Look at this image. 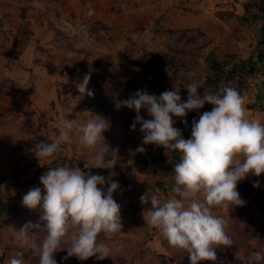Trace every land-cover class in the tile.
<instances>
[{
  "label": "rangeland",
  "instance_id": "374dc122",
  "mask_svg": "<svg viewBox=\"0 0 264 264\" xmlns=\"http://www.w3.org/2000/svg\"><path fill=\"white\" fill-rule=\"evenodd\" d=\"M171 51L178 73L169 91L179 86L186 102L184 85L192 82L199 84L201 94L235 88L246 98L249 119L264 123V0H0V178L6 177L0 182V198L6 203L0 221V264H9L20 252L24 264H40L39 249L35 252L16 239L17 231L29 221L37 222L42 214L40 208L24 206L22 199L34 187H40L43 194L39 178L46 171L37 170L69 166L74 161L90 174L118 181L120 187L113 198L121 205V232L111 239L101 233L97 239L120 250L103 260L64 259L71 245L65 237L53 253L57 264H152L153 256L160 253L166 264H177L171 262L168 247L185 259L184 249L172 247L161 231L148 226L144 217L150 205L140 203V196L149 189L162 200L175 195L171 169L175 159L180 162V152L142 145L140 124L131 130L117 117L99 113L93 101L96 93L117 83L125 56ZM213 61L223 65L221 70H214ZM86 73L91 74L88 89L93 95L79 99L77 84ZM135 92L128 91L119 102ZM119 102L114 104L116 110L134 120L135 110L118 107ZM253 104L258 108H252ZM207 105L189 116L190 124L181 130L185 139L191 137L193 119L212 110ZM145 113L141 109L140 115L149 119ZM61 116L77 126L96 116L106 118L110 127L103 135L110 149L118 150L113 154L117 155L116 165L91 168L92 156L102 143L84 148L75 128L70 143L61 144L54 157L39 161L34 155L36 145L57 138ZM179 118L173 117L175 121ZM140 146L144 152L136 151ZM142 153L153 154L156 166L163 168L151 170ZM31 179L32 183L20 185ZM256 182L259 187L253 186ZM107 186L102 187L106 190ZM237 190L245 201L243 206L212 208L213 215L227 220L233 245L217 247L215 261L198 264H249L254 253L264 254V173L248 174L238 182ZM28 233L38 243L44 237L31 228Z\"/></svg>",
  "mask_w": 264,
  "mask_h": 264
},
{
  "label": "clouds",
  "instance_id": "9594fccd",
  "mask_svg": "<svg viewBox=\"0 0 264 264\" xmlns=\"http://www.w3.org/2000/svg\"><path fill=\"white\" fill-rule=\"evenodd\" d=\"M90 79L91 74L86 73L77 84L79 99L93 95L88 89ZM184 87L188 92L186 102L176 86L174 91L166 90L159 96L137 90L120 101L118 107L135 110L130 129L135 130L137 123L141 125L142 145L156 144L180 152L171 190L175 195L162 200L149 189L140 196V203L150 205L144 217L148 226L161 231L172 247L184 249L190 264H198L202 260L215 261L217 247L233 245L226 231L227 220L213 215L212 208L243 206L245 201L237 190L238 182L250 173L255 176L264 173V123L249 119L246 98L235 88L221 87L215 94H201L197 82ZM206 103L213 106L212 110L198 114V120L193 119L191 137L185 139L181 129L174 127L173 117H186ZM141 109L151 119H144ZM96 117L77 126L61 116L59 135L52 142L41 141L36 145L35 157L39 161L54 157L61 144L71 142L70 133L75 128L84 148L93 149L102 143L92 156L91 168H113L118 160L113 154L118 150L110 149L103 135L110 124L106 118ZM182 122L187 125L186 119ZM136 151L144 152L145 148L140 146ZM107 156L111 159H106ZM84 167L88 169L89 162ZM39 179L43 194L40 187H34L23 196L22 204L29 209L40 208L42 214L37 222L29 221L17 231L16 239L35 252L39 249L40 264H57L53 253L65 237L71 245L66 248L64 259L75 256L79 260L90 257L103 260L120 250L97 239L101 233L111 239L121 232V205L113 198L120 187L118 181L90 174L75 166V161L73 165L48 168ZM106 183L105 190L102 186ZM253 186L259 187V183ZM29 228L44 233L42 241L32 239ZM253 258L264 259L258 253ZM9 264H24L23 252L11 257Z\"/></svg>",
  "mask_w": 264,
  "mask_h": 264
},
{
  "label": "trees",
  "instance_id": "16d2710c",
  "mask_svg": "<svg viewBox=\"0 0 264 264\" xmlns=\"http://www.w3.org/2000/svg\"><path fill=\"white\" fill-rule=\"evenodd\" d=\"M183 51L180 49L176 50ZM262 63L264 65V57L262 58ZM160 64H163V68H160ZM166 67H165V66ZM212 66L214 67V70H221V63H218L217 61H213ZM264 67V66H263ZM122 75L119 77V80L115 85H107L105 89L101 90L99 93H96L95 96H93V101L96 107V110L105 115L106 117H117L121 121H123L126 124L131 125L134 120L126 116L123 112H119L114 107L115 103H118L119 100L122 98H126V93L137 91V90H146L149 94H154L159 96L162 92L169 89L170 84L173 80H175L177 77L178 70L176 68V61L175 57L171 51L170 52H160L158 54L149 56V55H141L137 58H132L129 56H125L123 58V64H122ZM172 69V72H168ZM0 82H3V78H0ZM0 83V93L2 89V85ZM259 85V84H258ZM259 106V105H258ZM257 105L253 104L252 108H258ZM207 107H210V104L207 105ZM208 109V108H207ZM194 113L193 111L188 112V115L186 117H180L178 120H176V128L184 129L188 124H190L189 116H192ZM145 118L151 119L150 116H148L147 113H145ZM187 120V125L183 123L182 121ZM139 125V123L136 124V127ZM186 133V131L184 132ZM187 135V134H186ZM141 153V152H140ZM143 159L150 164V169H156L159 167L160 169L163 168L162 166H156V159L153 154H145L142 153ZM175 165L178 163V161L175 159ZM174 165L172 167V171H174ZM49 166H43L39 170H37V173L41 172V170L47 171ZM175 172V171H174ZM149 174H151V171H149ZM6 177H1L0 182H2ZM34 180H27L22 182L20 185L25 186L27 184L32 183ZM254 203V202H252ZM253 207V206H252ZM6 211V203L3 200V198H0V221L3 219L2 216H5ZM222 248H226L224 246H220ZM169 252L171 254V262H176L177 264H187L185 261L186 258H188V254L184 255V258H180L179 255H177L176 251L172 249L171 247H168ZM141 253H143L141 251ZM260 254V253H259ZM156 255V254H155ZM162 253L153 256V259H151L152 264H166L164 258L165 256ZM262 257H264V254H260ZM158 256V257H157ZM93 259V258H92ZM249 264H264V259L260 261H256L251 258V256L248 258ZM148 262H150L148 260ZM150 262V263H151ZM88 264V262L85 261V264ZM107 263V262H106ZM105 263V264H106ZM63 264V262L61 263ZM108 264V263H107Z\"/></svg>",
  "mask_w": 264,
  "mask_h": 264
}]
</instances>
